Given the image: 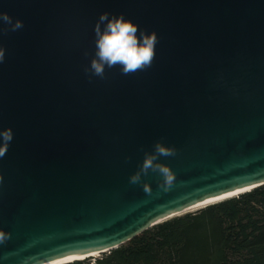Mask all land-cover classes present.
<instances>
[{
  "label": "water",
  "instance_id": "1",
  "mask_svg": "<svg viewBox=\"0 0 264 264\" xmlns=\"http://www.w3.org/2000/svg\"><path fill=\"white\" fill-rule=\"evenodd\" d=\"M0 12L23 22L0 21V130L13 131L0 264L94 258L264 184V0H0ZM104 12L155 31L151 67L85 72ZM156 141L176 150L159 158L174 182L130 183Z\"/></svg>",
  "mask_w": 264,
  "mask_h": 264
},
{
  "label": "trees",
  "instance_id": "2",
  "mask_svg": "<svg viewBox=\"0 0 264 264\" xmlns=\"http://www.w3.org/2000/svg\"><path fill=\"white\" fill-rule=\"evenodd\" d=\"M65 264H264V184Z\"/></svg>",
  "mask_w": 264,
  "mask_h": 264
},
{
  "label": "clouds",
  "instance_id": "3",
  "mask_svg": "<svg viewBox=\"0 0 264 264\" xmlns=\"http://www.w3.org/2000/svg\"><path fill=\"white\" fill-rule=\"evenodd\" d=\"M0 21L10 25L11 31L23 27V22L13 18L6 12H0ZM2 31H7L3 29ZM95 52L90 60V65L85 68L86 73L92 76L104 78L105 70L119 67L123 75L134 74L151 67L155 59V46L158 42L155 31L148 34L140 30L138 25L130 19H125L121 13L119 16L111 15L108 12L101 13L94 27ZM139 33V34H138ZM87 55V53H86ZM5 57V49L0 47V63ZM13 140V131L9 127L0 130V157H3ZM176 150L166 146L161 141H156L151 152L144 153V159L136 171L130 177V183H139L142 175L149 171L159 174L162 177V186L167 189L175 180V174L169 166L160 162V157L175 156ZM144 190L149 188L145 184ZM8 239L3 231H0V243Z\"/></svg>",
  "mask_w": 264,
  "mask_h": 264
},
{
  "label": "bare ground",
  "instance_id": "4",
  "mask_svg": "<svg viewBox=\"0 0 264 264\" xmlns=\"http://www.w3.org/2000/svg\"><path fill=\"white\" fill-rule=\"evenodd\" d=\"M233 196H236V194L235 193H233V194H229V195H226V196H223V197H221V198H216V199H214V200H211V201H208V202H205V203H202V204H200V205H198V206H195L193 209H196V208H198V207H200V206H205L206 204H210V203H213V202H218V201H220V200H223V199H227L228 197H233ZM237 196H238V194H237ZM97 255V254H96ZM91 256H95V253H93ZM80 258H82V257H80ZM68 260V259H67Z\"/></svg>",
  "mask_w": 264,
  "mask_h": 264
},
{
  "label": "rangeland",
  "instance_id": "5",
  "mask_svg": "<svg viewBox=\"0 0 264 264\" xmlns=\"http://www.w3.org/2000/svg\"><path fill=\"white\" fill-rule=\"evenodd\" d=\"M97 255L95 254V256L94 257H96Z\"/></svg>",
  "mask_w": 264,
  "mask_h": 264
}]
</instances>
